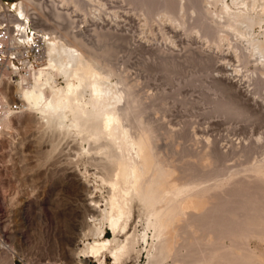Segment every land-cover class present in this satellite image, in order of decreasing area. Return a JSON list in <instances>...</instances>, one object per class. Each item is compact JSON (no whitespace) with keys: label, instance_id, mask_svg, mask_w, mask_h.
<instances>
[{"label":"rangeland","instance_id":"rangeland-1","mask_svg":"<svg viewBox=\"0 0 264 264\" xmlns=\"http://www.w3.org/2000/svg\"><path fill=\"white\" fill-rule=\"evenodd\" d=\"M38 1H41L40 12L50 16L54 14V0ZM102 1L95 5L86 0L79 5L80 8L71 1L70 10H73V17L81 26L78 25L80 28L77 26V29L68 25V29L79 30L95 56L100 54L102 61L118 66L117 69L122 71L119 72L133 83L139 99L148 108L145 118L157 125L158 134L162 133L157 134L159 145L164 150L162 155L165 153L168 155L166 159L175 160L173 163H177L179 169L182 167L180 170L183 173L192 171L189 177L192 173L190 178L198 181L196 184L200 183L202 188L215 185L211 192L219 193L217 201L213 197L210 205L207 203L209 210L211 206L214 219L210 217L209 221L210 212L206 210V204L203 209L207 211L208 218L206 216L205 219L208 221L205 223L203 218L204 221L196 220L190 223L191 226L188 224V228L186 224L181 226L187 229L177 234V237L180 235L179 244L176 241L180 245L176 244L178 251L163 264H264V223L256 224L262 220L239 227V231L235 232L217 231L215 225L222 215L224 218L220 219L226 224L234 213L237 218H233L241 220L250 217V211L256 210L261 211L259 217L264 219V175L258 177L251 170V166L264 158V138H257L258 134H264V75L257 87L255 76L258 73L255 71L259 65L255 57L249 55V50L245 48L248 56L242 58L244 61L237 58V44L242 43L236 49L242 47L243 50L247 47L246 42L239 40L238 43L232 35L229 40L217 45L202 35V27L200 29L198 24H202L200 18H205L190 10L184 16L189 22L181 25L179 21L171 23L169 16L161 10L168 18L156 10L148 12L145 5L139 2ZM48 19L46 21L50 22ZM226 52L232 53L227 58L231 57L233 65L224 71L233 75L239 69L234 77L236 84L223 77L221 73L224 71L218 68L220 63L228 61L224 59ZM39 121L37 113L29 110L21 112L13 117V128L5 130L0 138V264L58 260L75 264L77 250L83 245L80 242L82 232L92 223L88 200L83 195L89 196L95 184L99 186L93 193L95 198L104 199L109 189L101 179L95 181L92 175H83L87 167L91 171L96 170V160L91 157L92 154L81 149V136L71 134L63 137L53 128L41 126ZM196 132L205 133L204 136L208 134L210 144L213 143L209 145L207 137L203 134L200 137ZM214 149L219 156H215V160L213 155L211 162L204 165L201 162L204 159H200L205 157V152ZM248 173L254 177L247 176ZM199 185L196 189L200 188ZM227 192L234 195L225 194ZM215 206L220 209L218 212ZM223 206H226L224 211L230 206L233 212L227 210L226 215L222 211ZM133 210L130 227L139 239L136 245L139 251H132L124 264H147L146 249L150 246L142 236L147 231L152 242L153 231L147 226L141 204L134 202ZM213 211L218 213V219ZM220 211L222 215L219 217ZM230 213L233 215L230 216ZM105 235L109 236L111 232L107 230ZM89 264L98 263L89 259ZM107 264H114L113 259L108 258Z\"/></svg>","mask_w":264,"mask_h":264},{"label":"bare ground","instance_id":"bare-ground-1","mask_svg":"<svg viewBox=\"0 0 264 264\" xmlns=\"http://www.w3.org/2000/svg\"><path fill=\"white\" fill-rule=\"evenodd\" d=\"M59 1V3H56V0L53 1L55 7L53 8L54 14L51 16L39 11L41 1L38 0H4L1 4L2 6L13 7L19 12L24 18V20L19 22V26L24 27V29H26L27 21H29L30 17H37L38 21L40 20L44 25L52 26H41V31L45 35L47 34V48L43 63L34 72L29 85H24L23 82H20L16 87L20 99L27 106L24 111L29 110L37 113L41 126L53 128V131L56 130L63 137L71 134L81 136V149L87 154H92L91 157L96 160V170L91 171L87 167L83 175H92L95 177V181H98L99 178L109 188L104 199L95 198L96 195L93 193L99 187L95 184H93L95 189H90L89 196L83 195V198L88 200L87 204L91 210L89 220L92 223H89L82 232L80 242L82 241L83 245L77 250L78 259L75 264H89V259H94L98 264H107L108 258L113 259L114 264H124L125 259L129 257L131 252L137 250L136 245L139 243L137 234L131 231L130 227L134 215L133 206L136 201L141 204L146 216L147 226L153 231L152 242H150V234L147 231L142 236L143 241L150 246L146 249L148 253L147 264H163L169 256L175 255L178 251L176 244L177 242L179 244L180 235L177 237V234H181L182 230L185 231L188 228V224L196 220H206L207 211L203 208L213 197L215 200L218 199L219 193L211 192L212 189H215V185L202 188L200 183L196 184L198 181L195 182L190 178L192 173L189 177V172L192 171L189 170L186 174L183 173L184 171L180 170L182 167L179 169L176 165L177 163H173L175 160L172 161L168 157L167 159L171 160L170 162L166 159L168 155H165V153L164 156L162 155L164 150L161 149V145L158 142V135L162 133L158 134V128L155 127L157 125L145 118L146 109L148 108L143 105L142 99H139L133 83L131 84L130 80H127L128 78L125 77V74L122 75L123 73H120L122 71L117 69L118 66L115 67L110 64L111 62L105 63L102 61L99 53V57L95 56L92 47L88 45V42H85V39L83 40V35L81 36L80 31L77 30L81 25L78 23V19L73 17L74 13L73 10H70L69 4L73 1L74 5L79 7L86 0L82 2H80L81 0ZM88 1L98 5L102 0ZM130 2H139L145 5L148 12L151 13L155 10L159 13L165 12L169 16L171 23L179 21L181 25L183 23L185 25L188 21L185 20L184 16L190 10L205 18V20L199 19L197 15L203 24H198L200 29L202 27V35L206 36L210 41L213 40L217 45L229 40L232 35H234L232 37H236V40L238 39V43L240 41L246 42V44H243L247 47L243 45V50L242 47L236 49L242 43L237 44V46L234 45V47L236 46L237 58L239 57L242 61L248 56L245 53L246 51H244L245 48L249 50L247 52L255 57L259 65L255 71L258 73L255 76L257 77L256 84L258 85L259 81H262L261 78L264 75V0H130ZM87 4L89 5L88 2ZM103 6L106 5L103 4ZM103 6L99 5L102 8ZM166 14L165 18L167 17ZM48 18H50V22H47ZM198 19L197 21H199ZM71 24L73 25L71 26ZM68 25L77 29H68L70 28ZM65 29L67 30L64 31ZM238 50L244 52L237 53ZM225 54L226 57L224 59L228 60L227 62L229 63L222 62L218 65L221 72L226 71L228 67L232 68L231 66L233 65V63L232 65L230 63L231 57L227 58L232 53L226 52ZM243 65L246 64L243 63ZM236 70L239 72V69ZM225 71L221 75L236 84L234 77L238 75V72L232 75V73H226ZM12 122L13 116H6L1 121L0 138L5 130L13 128ZM199 133L196 132L201 137L203 133ZM204 134L203 137H207L208 143L211 145L213 142L210 144V136H207L208 134L204 136ZM257 138H264V134H258ZM213 155L214 157L219 156L217 149L205 152V157L202 155L203 158L200 160L204 159L201 162L206 165L205 163L208 164L214 158H212ZM191 163L190 167H193L194 162L193 164ZM223 163L225 164V162ZM251 167V170L258 177H262L264 175V158ZM202 168L204 169V167ZM247 176H250V174L248 173ZM197 185L200 188L196 189ZM217 186L216 189L218 190ZM224 190H222L223 193ZM232 192L234 194L237 193ZM225 194L232 193L227 192ZM223 199H225V196ZM220 204L219 206L222 208ZM209 205L207 204V207ZM224 207L226 206H223V210H221L228 215L227 210L229 211L231 208L229 206V209L227 206L228 209L224 211ZM206 210L210 212L211 206L210 210L209 207ZM219 210L217 209V212ZM222 211L219 212V217L222 215ZM231 212L233 211L231 210ZM211 214L212 212L209 214V221L210 217H212ZM231 214L233 215V213H230V216ZM235 214L231 218L229 217L230 219L227 221L230 222L226 224L221 220L224 218L223 215V218L220 217L221 219L219 218V220H217L218 215L217 217L214 216L217 218L215 219L217 221L214 222L218 229L215 228V230L235 232L239 227L248 226L256 222V220L263 221L260 223L256 222V224L264 223V219L259 217L261 211L258 210L250 211V217L241 220L234 219L235 217L237 218ZM237 215L239 216L241 213H237ZM226 218L228 219V216H225ZM212 219L214 218L212 217ZM185 224L187 228L185 226L182 228L181 226ZM195 229L193 231H196ZM107 230L111 232V235H105ZM176 238L178 239L176 240ZM178 244L177 246H180Z\"/></svg>","mask_w":264,"mask_h":264},{"label":"built area","instance_id":"built-area-1","mask_svg":"<svg viewBox=\"0 0 264 264\" xmlns=\"http://www.w3.org/2000/svg\"><path fill=\"white\" fill-rule=\"evenodd\" d=\"M0 0V129L6 116H16L27 106L20 99L16 87L20 82L31 83L34 72L44 61L47 48V34L41 31V22L30 17L26 29L19 26L24 18L15 8L2 6ZM15 1V0H13ZM6 3V2H5ZM30 264H66L46 261Z\"/></svg>","mask_w":264,"mask_h":264}]
</instances>
